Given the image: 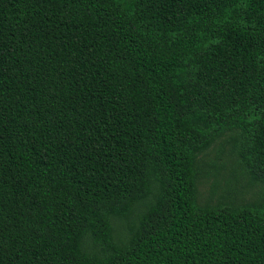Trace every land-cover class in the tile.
Returning <instances> with one entry per match:
<instances>
[{"label": "trees", "instance_id": "1", "mask_svg": "<svg viewBox=\"0 0 264 264\" xmlns=\"http://www.w3.org/2000/svg\"><path fill=\"white\" fill-rule=\"evenodd\" d=\"M0 264H264V0H0Z\"/></svg>", "mask_w": 264, "mask_h": 264}, {"label": "rangeland", "instance_id": "2", "mask_svg": "<svg viewBox=\"0 0 264 264\" xmlns=\"http://www.w3.org/2000/svg\"><path fill=\"white\" fill-rule=\"evenodd\" d=\"M201 191H207V185L206 186H203V187H201Z\"/></svg>", "mask_w": 264, "mask_h": 264}]
</instances>
